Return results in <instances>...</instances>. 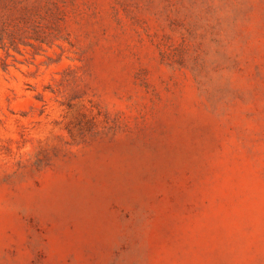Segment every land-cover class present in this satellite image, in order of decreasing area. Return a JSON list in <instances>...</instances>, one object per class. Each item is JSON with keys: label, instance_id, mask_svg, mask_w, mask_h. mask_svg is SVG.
Listing matches in <instances>:
<instances>
[{"label": "rangeland", "instance_id": "1", "mask_svg": "<svg viewBox=\"0 0 264 264\" xmlns=\"http://www.w3.org/2000/svg\"><path fill=\"white\" fill-rule=\"evenodd\" d=\"M0 264H264V0H0Z\"/></svg>", "mask_w": 264, "mask_h": 264}]
</instances>
